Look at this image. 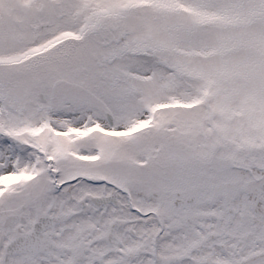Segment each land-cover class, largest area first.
<instances>
[{
	"label": "snow or ice",
	"instance_id": "obj_1",
	"mask_svg": "<svg viewBox=\"0 0 264 264\" xmlns=\"http://www.w3.org/2000/svg\"><path fill=\"white\" fill-rule=\"evenodd\" d=\"M0 264H264V0H0Z\"/></svg>",
	"mask_w": 264,
	"mask_h": 264
}]
</instances>
